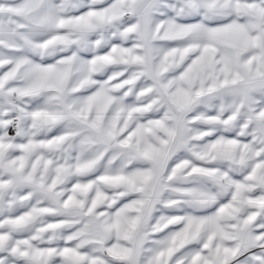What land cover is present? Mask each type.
Masks as SVG:
<instances>
[{
	"label": "snow or ice",
	"instance_id": "obj_1",
	"mask_svg": "<svg viewBox=\"0 0 264 264\" xmlns=\"http://www.w3.org/2000/svg\"><path fill=\"white\" fill-rule=\"evenodd\" d=\"M0 264H264V0H0Z\"/></svg>",
	"mask_w": 264,
	"mask_h": 264
}]
</instances>
